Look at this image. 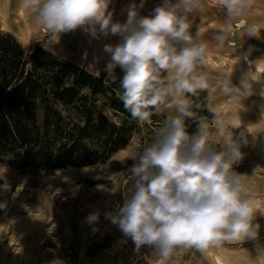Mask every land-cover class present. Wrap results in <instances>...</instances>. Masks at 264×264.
<instances>
[{
  "label": "clouds",
  "instance_id": "obj_1",
  "mask_svg": "<svg viewBox=\"0 0 264 264\" xmlns=\"http://www.w3.org/2000/svg\"><path fill=\"white\" fill-rule=\"evenodd\" d=\"M112 0H21V7L36 17L49 37L82 29L94 39L119 36L120 42L105 44L110 55L108 75L115 79L119 67L121 91L118 98L132 120L150 125L153 116H163L152 140L130 155L127 171L131 181L122 206L105 218L117 225L137 249L154 248L157 264H168L179 250L192 249L201 254L222 242L256 241L261 225L256 223L253 202L244 195L245 182L234 170L243 158L242 147L249 141L244 132L234 138L232 129L241 127L235 119L225 118L209 108L211 120L198 116L200 104L192 98L206 92L242 100L253 94V83L262 75L259 64L264 58L248 61L238 85L231 75L213 80L207 55L209 45L200 39L197 26L193 34L190 15L203 12L205 0H162L148 16H140L137 5L128 6L126 22L113 20ZM225 12V27L213 37L223 46L231 31V22L242 18L253 0H216ZM140 8L143 7L141 0ZM256 26L248 28L255 36ZM234 65L240 57L234 58ZM264 96V87L260 91ZM243 109V104H242ZM235 116V113L233 114ZM264 119V115L262 118ZM187 120L195 122L188 130ZM251 125L248 126V129ZM221 138L219 149L210 133ZM255 136L254 134H252ZM259 166L254 174L260 170ZM0 179H4L0 177ZM11 190L5 179L0 191ZM0 202V209L6 208ZM100 213L91 212L85 222L99 221ZM95 230V229H94ZM51 264H64L56 259ZM253 264H264V246L257 249Z\"/></svg>",
  "mask_w": 264,
  "mask_h": 264
},
{
  "label": "rangeland",
  "instance_id": "obj_2",
  "mask_svg": "<svg viewBox=\"0 0 264 264\" xmlns=\"http://www.w3.org/2000/svg\"><path fill=\"white\" fill-rule=\"evenodd\" d=\"M132 3L137 5L140 16H148L162 0H143L142 8L141 0H112L109 10L113 12V20L126 22L128 6ZM225 18L216 0H205L204 11L190 15L191 31L194 34L199 26L200 39L209 45L206 71L213 80L232 74L233 84L238 85L243 73L250 67L255 70L248 61L264 58V0H253L245 15L231 22L223 46H218L213 37L225 27ZM17 25L24 29L23 40L15 33L19 30ZM253 26L257 28L256 34L249 36L248 28ZM0 32L12 34L26 51L40 45L95 74L106 70L110 61L104 45H115L121 39L111 35L94 39L82 29L50 38L34 14L21 7V0H0ZM237 56L240 62L232 73ZM257 79L264 80V75ZM262 87L264 84L260 82L253 83V94L242 100L243 109L239 100L220 94L209 97L204 92L209 108L237 123L242 121L240 128L232 129L233 135L235 138L244 132L249 143L242 147L244 158L234 170L246 175L242 176L244 195L252 200L255 222L261 225L257 240L222 242L203 254L178 249L168 264H253L257 249L264 246ZM158 119L150 125H138L128 143L102 162L43 170L34 165L20 166L11 160L0 161V177L4 178L0 180L15 184L7 207L0 212V264H51L56 259L64 264H157L159 257L153 247L144 245L137 249L117 225L105 218V213L122 206L131 181L127 168L132 161L128 157L149 143L164 117ZM210 139L214 147H221L222 140L214 129ZM257 166L262 169L253 175ZM23 177L26 180L20 186ZM97 211L99 221L87 224L88 214Z\"/></svg>",
  "mask_w": 264,
  "mask_h": 264
},
{
  "label": "trees",
  "instance_id": "obj_3",
  "mask_svg": "<svg viewBox=\"0 0 264 264\" xmlns=\"http://www.w3.org/2000/svg\"><path fill=\"white\" fill-rule=\"evenodd\" d=\"M114 74L92 73L40 45L26 51L0 32V161L54 170L102 162L126 145L138 124L118 98L123 72ZM192 99L197 115L211 120L205 93ZM186 123L195 131L193 120ZM8 183L11 190L0 191L7 205L15 191Z\"/></svg>",
  "mask_w": 264,
  "mask_h": 264
},
{
  "label": "bare ground",
  "instance_id": "obj_4",
  "mask_svg": "<svg viewBox=\"0 0 264 264\" xmlns=\"http://www.w3.org/2000/svg\"><path fill=\"white\" fill-rule=\"evenodd\" d=\"M5 4H7V2L5 1L4 3H3V5L4 6H6ZM13 7V6H12ZM15 8H18L17 6L15 7ZM19 9H20V7H19ZM20 23H21V21H20ZM16 24H19V23H16ZM18 26V25H17ZM18 28H19V30H17L15 33H16V35L18 36V38L19 39H24L25 38V36H24V32H23V30L18 26ZM261 72H264V68H262V70H261ZM253 106V105H252ZM52 176V175H51ZM26 178V177H25ZM24 177L21 179V184H20V186L21 185H23L24 183H25V179ZM49 180V179H48Z\"/></svg>",
  "mask_w": 264,
  "mask_h": 264
},
{
  "label": "crops",
  "instance_id": "obj_5",
  "mask_svg": "<svg viewBox=\"0 0 264 264\" xmlns=\"http://www.w3.org/2000/svg\"><path fill=\"white\" fill-rule=\"evenodd\" d=\"M259 67H260V69L262 70V68H264V64L263 65H259ZM262 75H264V72H262ZM262 75H260V76H262ZM259 76H257V78H258Z\"/></svg>",
  "mask_w": 264,
  "mask_h": 264
}]
</instances>
